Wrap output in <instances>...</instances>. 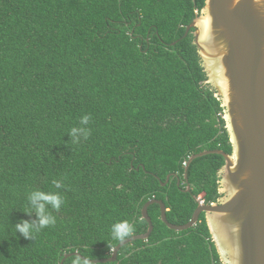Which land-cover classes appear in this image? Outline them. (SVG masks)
I'll list each match as a JSON object with an SVG mask.
<instances>
[{
  "label": "trees",
  "instance_id": "trees-1",
  "mask_svg": "<svg viewBox=\"0 0 264 264\" xmlns=\"http://www.w3.org/2000/svg\"><path fill=\"white\" fill-rule=\"evenodd\" d=\"M205 4L0 0V264H69L77 251L109 258L119 244L111 225L129 220L132 236L147 232L149 200H163L178 225L192 218L199 197L220 200L223 155L194 159L185 178L192 155L233 152L194 29L185 35ZM83 115L91 134L73 145L68 133ZM37 189L59 192L65 203L35 240L16 239L12 225L36 219L24 211ZM148 211L150 238L96 264H224L205 213L175 231L160 204Z\"/></svg>",
  "mask_w": 264,
  "mask_h": 264
},
{
  "label": "water",
  "instance_id": "water-1",
  "mask_svg": "<svg viewBox=\"0 0 264 264\" xmlns=\"http://www.w3.org/2000/svg\"><path fill=\"white\" fill-rule=\"evenodd\" d=\"M191 29L209 75L207 83L225 107L233 152L213 149L192 155L185 178L194 159L221 154L225 158L219 171L223 196L218 202L200 203L192 218L181 225L168 220L163 200H149L142 209L147 232L127 238L109 258L94 259L95 264L115 262L123 246L150 238L154 224L148 208L154 203L161 206L162 221L175 231L194 227L205 213L224 264H264V0H206L202 14L188 25L185 35ZM170 178L171 174L163 185Z\"/></svg>",
  "mask_w": 264,
  "mask_h": 264
},
{
  "label": "clouds",
  "instance_id": "clouds-1",
  "mask_svg": "<svg viewBox=\"0 0 264 264\" xmlns=\"http://www.w3.org/2000/svg\"><path fill=\"white\" fill-rule=\"evenodd\" d=\"M90 115H83L80 118V126L70 129L68 136L73 145H78L81 140H87L91 134V129L87 127L90 122ZM52 184L56 189L65 187L63 180H53ZM65 203L63 196L59 192H45L43 190H33L27 194L28 209L24 213L35 216L34 220H21L12 225L9 231L12 237L19 239L17 233L25 239L35 240L36 235L43 229L54 226L57 222L53 211L58 212ZM134 232V225L129 220L115 222L110 228V237L113 241L123 244ZM67 255V253H65ZM69 264H93L90 256L82 255L79 251L68 257Z\"/></svg>",
  "mask_w": 264,
  "mask_h": 264
},
{
  "label": "built area",
  "instance_id": "built-area-1",
  "mask_svg": "<svg viewBox=\"0 0 264 264\" xmlns=\"http://www.w3.org/2000/svg\"><path fill=\"white\" fill-rule=\"evenodd\" d=\"M224 118H226V110L221 114ZM200 203H204L202 197H199Z\"/></svg>",
  "mask_w": 264,
  "mask_h": 264
},
{
  "label": "rangeland",
  "instance_id": "rangeland-1",
  "mask_svg": "<svg viewBox=\"0 0 264 264\" xmlns=\"http://www.w3.org/2000/svg\"><path fill=\"white\" fill-rule=\"evenodd\" d=\"M209 76V75H208Z\"/></svg>",
  "mask_w": 264,
  "mask_h": 264
}]
</instances>
